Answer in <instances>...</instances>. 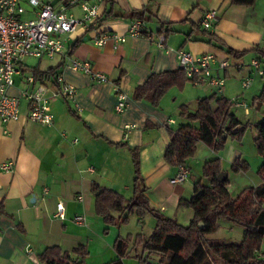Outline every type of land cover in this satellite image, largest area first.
<instances>
[{
  "label": "crops",
  "instance_id": "0c3cea01",
  "mask_svg": "<svg viewBox=\"0 0 264 264\" xmlns=\"http://www.w3.org/2000/svg\"><path fill=\"white\" fill-rule=\"evenodd\" d=\"M21 1L26 7L23 17H32L27 0ZM60 2L53 1L56 8ZM145 8L151 11L143 23L145 35L129 36L118 44L108 38L98 45L92 39L96 32L77 29L66 34L64 55L33 58L36 61L31 64L25 59L32 57L23 59L21 73L14 76V83L7 90L20 97L19 118L0 121V164L12 161L11 171L0 169V264H44L38 254L53 245L72 258L73 249L84 245L88 251L86 264L109 262L117 257L113 248L117 231L95 212L94 184L130 198L137 176L145 187L148 203L169 217L167 214L181 208V198L188 200L196 192L194 182L201 177L193 175L194 166L198 168L200 162L218 158L221 169L229 175V166L235 159L246 161L243 150L229 136L218 152L198 142L196 162L189 164L187 159L185 163L188 176L193 175L192 183H174L171 179L178 167L165 161L164 151L170 142V129L191 123L180 115L183 105L194 111L199 98L213 93L233 104L240 97L239 103L247 104L243 98L247 94L257 96L264 83V76L259 73L264 72V54L257 51L264 50V0H256L250 6L235 5L231 0H102V21L97 31L125 33L132 12ZM211 9L217 12L218 20L204 28L200 20ZM68 12L81 16L78 6ZM179 49L197 55L213 54L211 73L224 79L222 86L186 81L170 87L157 103L148 96L136 98L135 88L152 74L180 69ZM229 49L241 55L230 54ZM73 59L88 61L94 71L104 73L109 81L97 82L84 72L73 70ZM254 59L257 67L251 64ZM222 61L227 66L221 67ZM49 68L74 87L73 97L58 93L51 78H36L32 84L23 79L26 73L35 74V69ZM246 77L252 80L243 87ZM114 84L128 100L120 112L115 110ZM38 86L47 90L54 116L50 125L28 119L29 102L21 92ZM233 106L244 108V115L251 111L248 106ZM233 106L231 111L244 122ZM260 118L255 115L249 120ZM192 124L198 126L196 121ZM253 175L244 186L261 182L257 173ZM59 202L64 205V218L56 215ZM190 213L188 218L192 217V210ZM77 214L83 218L75 219ZM125 261L123 258L122 263Z\"/></svg>",
  "mask_w": 264,
  "mask_h": 264
},
{
  "label": "trees",
  "instance_id": "16d2710c",
  "mask_svg": "<svg viewBox=\"0 0 264 264\" xmlns=\"http://www.w3.org/2000/svg\"><path fill=\"white\" fill-rule=\"evenodd\" d=\"M256 0H231L235 5L250 6ZM147 15L145 16V14ZM151 11L147 8L134 10L132 20H140L145 23L150 18ZM131 20V21H132ZM102 18L99 15L98 24ZM141 35H145L142 32ZM230 54L241 55L229 49ZM264 54V50L257 49ZM38 79L51 78L56 84L54 68L46 71L34 70ZM264 76V74H262ZM186 81L195 82V77L189 78L181 69L165 70L152 74L142 85L135 88V97H149L153 103H157L161 96L172 86L182 85ZM255 100H264V88ZM234 104L231 100L211 94L199 98L196 101L194 111H189L186 106L181 107L180 115L191 123L170 129V142L164 151L165 161L173 166L186 163L196 151L198 142H203L214 152L220 151L226 137L240 138L243 131L233 133V128L243 123L245 128L250 126L256 130L253 140L262 162L257 169V175L261 182L256 186H247L233 197L227 189L228 178L218 182L216 175L222 170L218 158L204 162L203 174L194 182L195 190L202 189L196 198L188 200L181 198L179 206L190 208L192 217L188 224L178 223L174 218L165 216L155 210L144 194V186L135 177L134 195L130 198L105 187L93 185L92 191L95 197V212L101 216L107 225H116L127 219V212H136L143 216L148 213L155 218V225L148 236L137 234L133 247H139L141 252H135L134 256L143 264H264V117L250 122H242L231 111ZM198 122L194 126L193 122ZM135 165L137 159L134 160ZM248 163L245 160L235 159L230 165L233 172L246 171ZM226 219L233 224L240 225L244 229L239 241L213 240L210 235L218 229V220ZM204 226L200 228L198 222ZM107 232V229H104ZM131 238L117 235L113 242V248L117 257L104 264H123L122 259L129 255ZM75 257L62 251L57 245L46 247L38 254V259L44 264H86L85 258L88 251L84 245L73 249ZM145 253V254H144ZM157 254L156 262L149 261L148 255Z\"/></svg>",
  "mask_w": 264,
  "mask_h": 264
},
{
  "label": "built area",
  "instance_id": "2783aa9c",
  "mask_svg": "<svg viewBox=\"0 0 264 264\" xmlns=\"http://www.w3.org/2000/svg\"><path fill=\"white\" fill-rule=\"evenodd\" d=\"M54 0H27L32 17H23L26 7L21 0H0V121L9 122L19 118L20 97L8 93V88L14 83V76L21 73V63L25 57L37 59L53 58L56 55H64L67 52L66 34L77 29L84 32H96L93 41L101 45L108 38L115 44L124 42L127 37L140 36L143 22L132 20L125 33L98 32L99 6L102 0H61L60 6L55 7ZM78 6L81 16L77 17L68 12L69 8ZM218 20V14L211 9L203 14L200 20L204 28L212 26V22ZM163 36L160 37L162 42ZM178 65L187 77H195V82H207L211 85L221 87L223 78H217L211 73V63L215 60L213 54H193L188 50L177 51ZM226 61L220 62L221 67L227 66ZM251 64L258 66L256 59ZM73 70H80L89 75L97 82H108L109 78L102 72L94 71L91 64L85 60L73 59L70 62ZM260 74L264 72L259 71ZM23 79L27 84L36 80L33 73H26ZM252 78L246 77L242 80L243 87H248ZM58 93L64 97L71 98L75 89L66 83L60 74L55 78ZM117 94L115 110L120 112L128 104L127 96L114 84ZM21 96L29 102L28 119L45 125L53 122V114L49 106V97L44 86H38L34 90L24 89ZM244 106L243 103H234ZM0 169L11 171L12 161L0 164ZM188 168L185 164L179 165L172 182H182L188 176ZM56 215L64 218V205L59 202L56 206ZM82 215L77 214L75 219L81 220Z\"/></svg>",
  "mask_w": 264,
  "mask_h": 264
},
{
  "label": "rangeland",
  "instance_id": "374dc122",
  "mask_svg": "<svg viewBox=\"0 0 264 264\" xmlns=\"http://www.w3.org/2000/svg\"><path fill=\"white\" fill-rule=\"evenodd\" d=\"M28 64L33 63L36 61V59L33 58H26L25 59ZM262 88H264V83H261L260 88L257 92V96L261 93ZM242 95V94H241ZM240 95V96H241ZM256 96V97H257ZM253 94H247L243 96V98L246 100V103H244V106H248L250 108V113L244 115V108H235L236 106H233L235 108V112L237 116H239L242 120L245 121H250L252 117L256 115V117H264V100H254L256 98ZM241 97L236 98L233 102H241ZM252 122V121H250ZM256 135V130L253 127H246L243 130V134L241 135L240 138L233 139L235 143L243 150L244 153V158L246 159L248 163V169L246 170L247 173L246 175L241 173V172H233L230 169L229 175H228V190L230 194L235 197L242 188L246 187L248 181L253 178V173L257 172V169L262 162V157L258 154L256 150V146L254 143V136ZM197 148V147H196ZM198 154V153H197ZM196 154V151L192 157L188 159V163L190 164L192 161L196 162L198 156ZM203 161L200 162V166L198 168L194 166L193 168V175H198L199 177L202 176L203 174ZM230 168V166H229ZM226 171V170H225ZM193 175H189L186 177V183H192L191 177ZM262 206H264V201H262ZM191 210L186 208V207H181L178 208L177 211L171 212L169 217H174L178 221V223L186 225L189 222V219L187 215L191 214ZM169 213V212H168ZM127 219L124 222H120L114 226L115 230L117 231V235H120L123 238L130 237V245H129V255L124 257L126 261L124 264H143L140 263L137 258H135L134 254L135 252L139 253L141 252V249L138 247L135 248L133 247L134 240L136 238V235L142 234L143 236H148L149 233L153 230V227L155 225V218L146 213L143 216L138 215L136 212H127L126 213ZM190 217V216H189ZM151 219L153 220L152 224L150 223ZM218 229L215 233L210 235V238L215 240H225V241H239L244 233V229L237 224H233L231 221L226 220V219H220L218 220ZM130 231V232H128ZM115 240V239H114ZM113 240V241H114ZM262 248H264V245H262ZM145 254V253H144ZM147 259L149 261H157L159 259V255L157 254H151L148 255Z\"/></svg>",
  "mask_w": 264,
  "mask_h": 264
},
{
  "label": "water",
  "instance_id": "95a60500",
  "mask_svg": "<svg viewBox=\"0 0 264 264\" xmlns=\"http://www.w3.org/2000/svg\"><path fill=\"white\" fill-rule=\"evenodd\" d=\"M244 128H245V126H244L243 124H238V125H236V126L233 128L232 132H233V133H236L237 131H243ZM223 138H226V136L223 135ZM227 176H228L227 171H225V170H221V171L216 175V180H217L218 182H220V181H224L225 179H227ZM201 192H202V189H201V188H198V189L196 190V192L193 194L192 197H193V198L198 197L199 194H200ZM32 199H33V198H32ZM198 226H199L200 228H202V227L204 226V223H203L202 221H199V222H198Z\"/></svg>",
  "mask_w": 264,
  "mask_h": 264
}]
</instances>
